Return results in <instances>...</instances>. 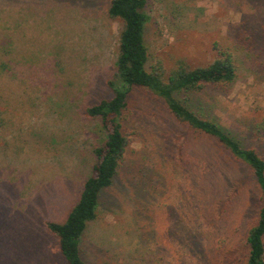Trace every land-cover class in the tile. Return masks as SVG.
<instances>
[{
    "label": "rangeland",
    "instance_id": "rangeland-1",
    "mask_svg": "<svg viewBox=\"0 0 264 264\" xmlns=\"http://www.w3.org/2000/svg\"><path fill=\"white\" fill-rule=\"evenodd\" d=\"M110 1L0 0V264H66L46 225L66 219L105 139L84 110L112 96L122 23ZM145 12L148 72L232 53L228 93L188 104L264 157V0H149ZM127 114L130 142L80 240L85 263L244 264L259 209L249 168L149 92L132 89Z\"/></svg>",
    "mask_w": 264,
    "mask_h": 264
},
{
    "label": "trees",
    "instance_id": "trees-1",
    "mask_svg": "<svg viewBox=\"0 0 264 264\" xmlns=\"http://www.w3.org/2000/svg\"><path fill=\"white\" fill-rule=\"evenodd\" d=\"M149 0H111L107 9L109 19L120 21L114 73L107 86L112 96L89 105L84 110L86 120H97L105 131L103 143L94 148L96 162L91 175L84 181L79 198L62 223L48 222L47 230L56 238L61 257L66 264H86L81 257L80 240L86 225L96 217L99 196L109 188L116 176L129 144L124 132L128 121V96L136 88L160 99L174 119L208 139L215 141L235 160L245 164L258 190L259 209L254 224L246 235L244 264H264V157L255 148H246L215 120L194 112L187 94L214 89L228 93L236 78V62L232 53L222 50L206 66L190 67L180 61L166 74L158 64L148 72V47L144 40ZM251 38L246 36L244 43Z\"/></svg>",
    "mask_w": 264,
    "mask_h": 264
}]
</instances>
